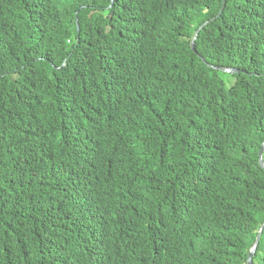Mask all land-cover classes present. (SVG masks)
Listing matches in <instances>:
<instances>
[{"label": "trees", "instance_id": "1", "mask_svg": "<svg viewBox=\"0 0 264 264\" xmlns=\"http://www.w3.org/2000/svg\"><path fill=\"white\" fill-rule=\"evenodd\" d=\"M222 2L0 0V264H247L264 0Z\"/></svg>", "mask_w": 264, "mask_h": 264}, {"label": "water", "instance_id": "2", "mask_svg": "<svg viewBox=\"0 0 264 264\" xmlns=\"http://www.w3.org/2000/svg\"><path fill=\"white\" fill-rule=\"evenodd\" d=\"M223 7H224V0L222 2V6L220 8V12L222 11ZM205 24H206V22L201 27H203ZM198 32L199 31L197 30L196 33H195V36L197 35ZM195 36H194V38L191 41V47H192L193 50H194ZM215 68L219 69L220 71L227 72V73H238V72H240L236 68H217V67H215ZM263 151H264V142L261 144V146H260V148L258 150V162H259L260 167L264 170V162H263V159H262ZM263 229H264V221H263V223H262V225H261V227L259 229V232H258V234L256 236V239H255V242H254L253 246L249 250L248 258H247V264H252V257L254 255L255 249L257 248L258 241H259V238H260V234H261Z\"/></svg>", "mask_w": 264, "mask_h": 264}, {"label": "clouds", "instance_id": "3", "mask_svg": "<svg viewBox=\"0 0 264 264\" xmlns=\"http://www.w3.org/2000/svg\"><path fill=\"white\" fill-rule=\"evenodd\" d=\"M78 20H76V22H77ZM130 141H132V142H135V141H138L135 137H133L132 139H130ZM139 142V141H138Z\"/></svg>", "mask_w": 264, "mask_h": 264}]
</instances>
